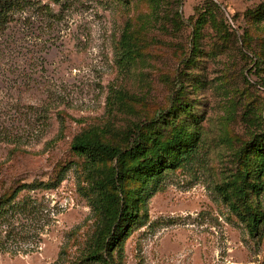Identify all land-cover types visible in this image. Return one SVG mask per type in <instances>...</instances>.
<instances>
[{"label": "rangeland", "instance_id": "rangeland-1", "mask_svg": "<svg viewBox=\"0 0 264 264\" xmlns=\"http://www.w3.org/2000/svg\"><path fill=\"white\" fill-rule=\"evenodd\" d=\"M153 120L177 123L169 140L188 128L195 152L152 184L122 264H264V216L251 233L233 209L264 134V0H0V264L82 262L95 177L117 160L92 168L72 143L125 146Z\"/></svg>", "mask_w": 264, "mask_h": 264}, {"label": "trees", "instance_id": "trees-1", "mask_svg": "<svg viewBox=\"0 0 264 264\" xmlns=\"http://www.w3.org/2000/svg\"><path fill=\"white\" fill-rule=\"evenodd\" d=\"M125 38L128 39V36ZM125 47L128 56L132 54L129 42H125ZM162 121L140 122L124 131L122 137L125 146L112 144L105 140V132L94 130L75 137L72 150L85 155L92 168L99 163L117 160L115 167L106 170L105 177H95L100 228L94 236L91 249L79 264H122L124 241L131 228L139 222L144 203L155 191L152 184L167 168L193 157L196 138L189 129L185 127L177 130L169 140L166 137L168 127L172 126V131L176 130L177 123ZM251 144L254 153L252 169L243 173V185L235 194L246 213H242L236 205L233 209L249 223L251 233H256L264 215L261 210L252 207L249 191L258 194L263 191L264 134ZM128 180H137L140 188L126 192L124 185ZM6 204L0 201L1 221H4L2 213L7 210Z\"/></svg>", "mask_w": 264, "mask_h": 264}]
</instances>
